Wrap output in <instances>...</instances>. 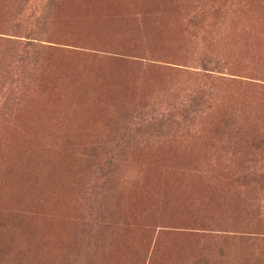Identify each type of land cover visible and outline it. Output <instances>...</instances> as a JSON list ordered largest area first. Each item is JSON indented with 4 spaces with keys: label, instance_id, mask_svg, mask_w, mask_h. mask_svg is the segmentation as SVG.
<instances>
[{
    "label": "rangeland",
    "instance_id": "obj_1",
    "mask_svg": "<svg viewBox=\"0 0 264 264\" xmlns=\"http://www.w3.org/2000/svg\"><path fill=\"white\" fill-rule=\"evenodd\" d=\"M0 264H264V0H0Z\"/></svg>",
    "mask_w": 264,
    "mask_h": 264
},
{
    "label": "trees",
    "instance_id": "obj_2",
    "mask_svg": "<svg viewBox=\"0 0 264 264\" xmlns=\"http://www.w3.org/2000/svg\"><path fill=\"white\" fill-rule=\"evenodd\" d=\"M63 1V0H62ZM15 161H16V159H15ZM43 195V194H42ZM43 197H45L44 195H43Z\"/></svg>",
    "mask_w": 264,
    "mask_h": 264
}]
</instances>
